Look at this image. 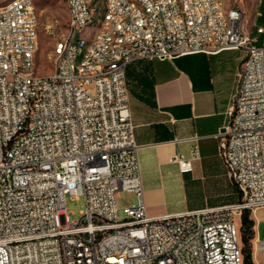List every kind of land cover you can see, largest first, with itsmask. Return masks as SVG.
Returning a JSON list of instances; mask_svg holds the SVG:
<instances>
[{
    "label": "built area",
    "instance_id": "2783aa9c",
    "mask_svg": "<svg viewBox=\"0 0 264 264\" xmlns=\"http://www.w3.org/2000/svg\"><path fill=\"white\" fill-rule=\"evenodd\" d=\"M220 1L143 0L149 17H142L111 0L96 48L72 70L83 0H70L72 33L61 37L47 76L35 71L32 0L0 9V264H245L241 215L264 208V43L246 29L241 12L219 11ZM223 12H231V24H223ZM229 50L245 57L228 121L216 137L239 200L151 217L143 203L126 67ZM81 76L90 83L82 84ZM197 155L193 145L189 158H174L181 174L192 172ZM119 191L137 198L123 209V219ZM68 196L83 200L78 220L70 219ZM256 243L257 237L252 250H262ZM251 264H258L253 251Z\"/></svg>",
    "mask_w": 264,
    "mask_h": 264
},
{
    "label": "crops",
    "instance_id": "0c3cea01",
    "mask_svg": "<svg viewBox=\"0 0 264 264\" xmlns=\"http://www.w3.org/2000/svg\"><path fill=\"white\" fill-rule=\"evenodd\" d=\"M244 57L241 50H229L173 61H138L126 67L128 107L138 147L143 203L149 216L220 205H209L206 194L204 204L190 205L187 199L189 194L202 193L201 187L216 184L217 172L224 170L216 136L228 121ZM194 137L196 141H190ZM193 145L198 155L192 172L181 174L173 160L177 155L189 158ZM196 167L198 174L194 173ZM173 199L183 202L184 207L168 206L166 201ZM253 228L255 247L262 250L252 251L258 264H264V241L257 236L255 222Z\"/></svg>",
    "mask_w": 264,
    "mask_h": 264
},
{
    "label": "rangeland",
    "instance_id": "374dc122",
    "mask_svg": "<svg viewBox=\"0 0 264 264\" xmlns=\"http://www.w3.org/2000/svg\"><path fill=\"white\" fill-rule=\"evenodd\" d=\"M12 0H0V7L11 2ZM95 2V3H94ZM93 8L95 10L93 15L94 26L85 28L84 36L89 35V33H94L98 28L100 18L104 15V1L94 0ZM33 7L38 21L37 29V49L34 58L35 71L40 76H47L53 69V47L55 43L61 40V37L68 32L69 27V16L68 10L64 0H32ZM95 4V5H94ZM261 0H223L224 10L236 9L243 15V21L246 29L250 32L252 37L257 38L258 45L264 43V34L258 35L256 29L261 27L257 24V18L261 13L260 8ZM103 14V15H102ZM264 28V26H263ZM91 37V36H90ZM90 92L93 91V87H89ZM199 173L198 167H196L195 172ZM216 184L208 187H201V192L199 194H189L187 203L190 205H200L204 204V198L206 195L209 197V205L219 204L225 201L224 197L219 198V193L222 195H230L231 201H238L235 194L233 193L234 187L227 176L226 170H219L216 174ZM212 193V194H210ZM206 194V195H205ZM218 194V196H216ZM217 197V198H216ZM137 203V198L135 194L119 191L116 194V204L118 209V214L121 219L124 215L122 211L124 208L131 207ZM168 206L172 207H184V203L179 200H167ZM66 208L69 213L70 219L72 221L78 220L80 218V212L84 209V203L82 198L74 199L73 197H66ZM162 209V208H160ZM253 221L257 225L256 233L260 241H264V208L258 209L256 213L250 212ZM253 238L250 241L251 249L253 248L254 238H255V228L252 229ZM242 245V243H241ZM258 258L259 260L261 259Z\"/></svg>",
    "mask_w": 264,
    "mask_h": 264
},
{
    "label": "bare ground",
    "instance_id": "6f19581e",
    "mask_svg": "<svg viewBox=\"0 0 264 264\" xmlns=\"http://www.w3.org/2000/svg\"><path fill=\"white\" fill-rule=\"evenodd\" d=\"M18 1L23 0H12L11 2L3 5L1 8H9V6H15ZM69 16V27L67 33H72V24H71V13H70V0H64ZM104 1V15L101 16L98 28L94 33H89V35L84 36L85 28L93 27V15L91 13V9L93 8L94 0H83L82 10H81V19L80 25L78 26V35L81 36L82 40L75 41L74 52L71 58V69L79 70L82 66L83 60L86 58L87 53L90 48H96L97 40L100 37V32L102 28H105L108 25L110 20V6L109 1L111 0H103ZM121 11H129L132 10L134 13H140L142 17H149V10L145 9V5L143 0H122ZM95 3V2H94ZM95 5V4H94ZM33 6V3H32ZM34 8V7H33ZM235 10V9H229ZM219 11H225L223 8V0L220 1ZM95 12V11H94ZM223 24H231V12H223ZM91 36V37H90ZM61 48V40L57 41L53 47V61L54 63L58 61V55ZM37 44H33V51H36ZM14 61H22V54H14ZM82 84L90 83V76H81Z\"/></svg>",
    "mask_w": 264,
    "mask_h": 264
},
{
    "label": "trees",
    "instance_id": "16d2710c",
    "mask_svg": "<svg viewBox=\"0 0 264 264\" xmlns=\"http://www.w3.org/2000/svg\"><path fill=\"white\" fill-rule=\"evenodd\" d=\"M261 8V13L259 18H257V24L260 25L262 28L264 26V17H263V12H264V0H261L260 4ZM233 187L235 190H233V193L236 196V199L239 200V193L235 185L232 183ZM232 196L226 195L224 196L225 201L222 203H219L220 205H227V204H232L235 203L236 201H231L230 198ZM219 205V206H220ZM254 227V222L250 218V212L244 211L241 215L240 218V237H241V243H242V253L244 257V262L245 264H251V246H250V241L252 240L254 234H253V229Z\"/></svg>",
    "mask_w": 264,
    "mask_h": 264
}]
</instances>
